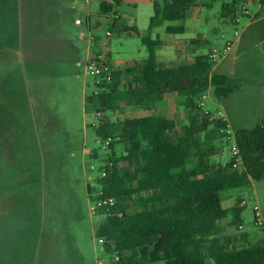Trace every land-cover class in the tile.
Instances as JSON below:
<instances>
[{
    "label": "rangeland",
    "instance_id": "374dc122",
    "mask_svg": "<svg viewBox=\"0 0 264 264\" xmlns=\"http://www.w3.org/2000/svg\"><path fill=\"white\" fill-rule=\"evenodd\" d=\"M26 1L29 3L23 7L25 41L21 38V52L14 53L10 44L0 45L4 55L0 58V126L5 136L0 140L3 169L0 177L11 182L6 195L25 198L26 207L35 198L42 246L44 250L48 245L56 249L51 264H116L115 254L107 253L96 236L105 216L95 210V199L87 191L88 185L95 187L111 151L95 131L100 114L97 105L88 103L87 99L98 88L96 78L87 73L86 63L92 58L105 59L110 53L113 64L120 62L117 67L134 66L149 56L142 37L169 43L167 48H156L161 63L166 66L191 63L198 55L226 48L228 42L232 49L236 27L223 17V6L234 0L200 1L186 20L160 22L154 30H149L154 0H126L109 14L102 13L101 3H113V0ZM242 7L249 8L251 16L239 15L238 29L251 21L257 11L254 4ZM263 16L261 12L258 18ZM33 23L42 33L34 31L35 38L41 40L35 50L27 42L32 38L28 33L32 32ZM169 25H182L186 33L167 34ZM128 26L136 28L138 33L124 32ZM197 39H203L206 44L196 47L186 43L183 46L186 58L177 62L176 49L172 51L174 54L171 52L175 41ZM259 42L257 48L238 58L235 72L226 75L235 87L230 97L217 100L210 88L208 108L225 113L232 134L240 129H253L264 121V41ZM236 53L235 46L218 61L215 72L221 74L225 65L221 61L234 59ZM167 54L172 55L166 58ZM128 79L123 78L122 82L125 84ZM163 104L164 101L151 105L144 111L124 106L116 113H109V118L119 121L162 114L175 118L181 131L188 124L185 98L176 95L171 109L162 108ZM202 138L212 164L229 162L232 142H226L214 126ZM123 150L117 146L118 152ZM195 166L197 161L188 168ZM97 195L95 189L93 197ZM219 196L224 209H232L240 200L247 203L242 214L243 230L227 228L224 234L246 233L248 240L241 241L240 247L264 240V179L254 181L250 187L220 192ZM254 206L259 208L261 224L256 221ZM130 207L136 209L134 203ZM226 226L231 228L230 220ZM44 256L48 254L45 252Z\"/></svg>",
    "mask_w": 264,
    "mask_h": 264
},
{
    "label": "trees",
    "instance_id": "16d2710c",
    "mask_svg": "<svg viewBox=\"0 0 264 264\" xmlns=\"http://www.w3.org/2000/svg\"><path fill=\"white\" fill-rule=\"evenodd\" d=\"M125 1L102 2V13H111ZM200 1L154 0L149 30L160 22L186 20ZM248 3L260 5L264 12V0H234L223 6V17L233 22L238 7ZM206 6L211 7V3ZM123 31L138 33L129 26ZM166 33L183 35L185 27L169 25ZM141 39L149 49L147 59L118 70L107 53L105 59L115 69L112 81H103L97 86L100 93L87 99L97 105L100 114L95 127L98 138L112 139L107 165L100 172L106 170L107 176L102 178L100 174L95 187L88 185V195L96 200L93 191L98 189L103 197L117 201L111 210L113 215L101 210L105 219L97 238L104 239L107 253L120 257L116 264H264V240L240 247L241 241L248 240L246 233L224 234L223 221L230 220V226L237 230L243 225L244 207L240 200L232 209H224L219 196L220 192L250 187L264 179V121L235 133L243 162L241 171L233 170L231 160L225 165L212 164L202 134L210 126L220 132L228 124L200 121L198 99L210 88L217 100L230 97L235 91L233 81L214 72L216 64L208 54L196 56L191 63L162 65L156 53V48L163 45L161 39ZM123 78H129L128 82L124 84ZM172 93L185 98L188 124L181 131H177L176 121L162 114L119 121L109 118V113L124 106L149 110ZM221 137L225 139L224 134ZM117 146L124 148L123 153ZM192 161L198 166L188 171ZM132 203L136 209H131Z\"/></svg>",
    "mask_w": 264,
    "mask_h": 264
},
{
    "label": "crops",
    "instance_id": "0c3cea01",
    "mask_svg": "<svg viewBox=\"0 0 264 264\" xmlns=\"http://www.w3.org/2000/svg\"><path fill=\"white\" fill-rule=\"evenodd\" d=\"M26 2L29 3V1L26 0H0V45L2 46L6 44L12 45L11 49L14 51V53L21 52L20 50L21 43L22 42L24 43L25 41V39L23 40L24 28H25L24 25L25 21L23 18V14L25 13V8L23 7H25ZM256 6H257V11L251 18V21L247 22L243 26V28L238 29L240 21L238 23L233 22V25L236 27L234 33V37L236 38V41L231 50H233V48L236 46L237 53L234 59H230L227 61H224L223 59L221 61V62H225V65H223V70L221 72V74L223 75L230 76L231 73L235 72L238 58L245 56L246 53L249 52V50L257 48L258 45L261 43L259 42V40L262 39L264 41V16L262 18H256V15H260V13L263 12V10L260 7V5H256ZM31 28H32V32L28 33V36H32V38H29L27 42L29 43V45L31 44L30 46L32 47L33 50H35L37 45L41 43V40L35 38L34 31H38L39 33L40 31L36 30L38 28L36 23H33ZM185 33H186V27H185ZM41 34L42 33H40V35ZM21 38L23 40L22 42H20ZM199 39L193 40L191 42L175 41L176 45L172 47L171 52L174 49H176L174 50L176 51V53L174 52L176 54L175 55L176 61L180 63V61L186 58L185 56L186 51L183 48L184 45L186 46L188 43L189 44L193 43V45L196 47L200 46L194 44V42L196 43V41L201 42V45L206 44V42L203 39L202 40ZM13 42H15L16 44H12ZM168 45L169 43L165 44L163 42V45L161 47L165 46L164 48H167ZM191 50L195 52L196 49L191 47ZM171 55L167 54L166 58H169V56ZM160 56L157 55L158 62L162 65H165L161 63ZM3 57H4L3 53L0 52V58ZM192 59L193 62L195 58ZM119 63L120 62L118 61V64L117 63L116 64L112 63V64L117 69L119 68L123 69V67H117ZM217 66H219V64L214 67V72ZM176 95L177 94L174 93L168 94L163 100L165 104L160 106L162 108L171 109V107L174 105ZM140 111H144V110H140ZM167 118L176 121L175 118L173 117L168 116ZM0 120H2V116H0ZM211 127L212 126H210L209 129ZM177 131H180L179 125ZM3 133H4L3 126H0V140H3V138L5 137L2 136ZM192 162L190 164H192ZM190 164L187 165L188 171H192L195 168H197V166H195V168L189 169L188 167ZM1 170L3 172L2 168H0V171ZM0 179H1L0 180V264H42L43 262L42 259H44L47 262H50L51 259H53V256L55 255L53 253H55L56 249H54L53 246L48 245L46 247V250H44V247L42 246L41 231L39 228L40 217H39V212L36 209L35 198L32 197V202L31 203L28 202L29 206L26 207L25 198L23 197L17 198L16 197L17 195L15 194L11 195L10 197L6 195L8 193L9 185L11 184V182L6 181L4 177H0ZM228 221L229 220L222 222V225L224 226V233L225 231H227V228L228 229L233 228L226 226L228 224ZM232 234L234 233H230L228 235H232ZM45 252L46 254H48V257L44 256Z\"/></svg>",
    "mask_w": 264,
    "mask_h": 264
},
{
    "label": "built area",
    "instance_id": "2783aa9c",
    "mask_svg": "<svg viewBox=\"0 0 264 264\" xmlns=\"http://www.w3.org/2000/svg\"><path fill=\"white\" fill-rule=\"evenodd\" d=\"M239 15L242 17H245V16L248 17L251 15V13L247 7L239 6L236 14L232 16V20L234 23H238L240 21ZM230 50H231V46H230V43L228 42L226 44V48H223L222 50H219V49L212 50L208 55H209L210 60L213 63L217 64L218 61L224 58ZM86 70H87V73H89L91 76L96 78L95 84L96 86H98V85H101L103 81H108V82L112 81V78H113L112 73L115 69L109 61H107L103 57H98V59L92 58L87 61ZM100 91L101 90L98 89L94 92V94L98 95ZM209 94H210V89L204 94H202L198 99L197 106L199 110L202 112V118L200 121L208 120L211 123L222 121L228 124L225 113L223 111L219 109L212 110L208 108L207 101L209 100ZM227 127H228L227 129H221L219 134L225 135L226 142H232V149H231L232 156L230 160L233 163V170L241 171L243 169V162H242V157L240 154L239 147L237 145L236 136L235 134H232L230 132L229 125ZM111 142H112V139L109 138L106 141H104L102 144L108 147ZM106 176H107V172L106 170H103L101 173V177L103 178ZM95 202H96L95 210H98V211L106 210L110 214H111V210L116 206V203H117L116 199L113 197H103V192L101 190L98 192L97 199L95 200ZM246 205L247 203L245 202V200H242L240 206L245 207ZM253 210L256 213L257 223L261 224L260 218L257 214V212L259 211L258 206H254ZM118 215L122 216V213ZM240 230H243V225L239 227V231ZM99 242L103 244L104 239H99ZM119 258L120 257L117 255L115 260L118 261Z\"/></svg>",
    "mask_w": 264,
    "mask_h": 264
}]
</instances>
